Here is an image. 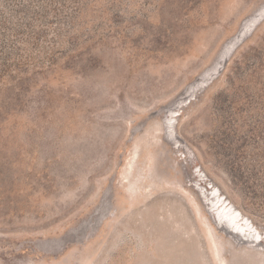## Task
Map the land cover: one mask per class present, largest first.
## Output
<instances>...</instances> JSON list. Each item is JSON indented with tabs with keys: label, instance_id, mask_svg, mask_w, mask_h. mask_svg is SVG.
<instances>
[{
	"label": "rangeland",
	"instance_id": "374dc122",
	"mask_svg": "<svg viewBox=\"0 0 264 264\" xmlns=\"http://www.w3.org/2000/svg\"><path fill=\"white\" fill-rule=\"evenodd\" d=\"M0 264H264V0H0Z\"/></svg>",
	"mask_w": 264,
	"mask_h": 264
},
{
	"label": "water",
	"instance_id": "95a60500",
	"mask_svg": "<svg viewBox=\"0 0 264 264\" xmlns=\"http://www.w3.org/2000/svg\"><path fill=\"white\" fill-rule=\"evenodd\" d=\"M244 37L245 36H243L240 40H243L244 39ZM243 239H245L244 237H242ZM247 244H250V243H248V242H246ZM255 243H257V241H255ZM250 245H253V246H255V244H250Z\"/></svg>",
	"mask_w": 264,
	"mask_h": 264
},
{
	"label": "bare ground",
	"instance_id": "6f19581e",
	"mask_svg": "<svg viewBox=\"0 0 264 264\" xmlns=\"http://www.w3.org/2000/svg\"><path fill=\"white\" fill-rule=\"evenodd\" d=\"M133 159H134V158H133ZM132 162H133V161H132ZM133 163H134V162H133ZM130 165H131V164H130ZM123 176L126 177V175H124V174H123ZM237 234H238V232H237ZM238 235H239V234H238ZM246 237H247V236H246ZM251 238H253V237H251ZM252 240H253V239H252ZM253 241H254V240H253ZM257 241H260V239H258Z\"/></svg>",
	"mask_w": 264,
	"mask_h": 264
}]
</instances>
